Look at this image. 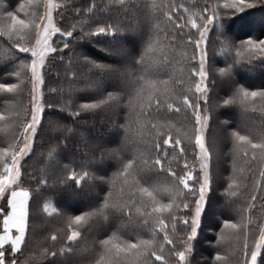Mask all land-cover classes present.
I'll return each mask as SVG.
<instances>
[{"label": "trees", "instance_id": "trees-1", "mask_svg": "<svg viewBox=\"0 0 264 264\" xmlns=\"http://www.w3.org/2000/svg\"><path fill=\"white\" fill-rule=\"evenodd\" d=\"M246 2L252 6L234 11L223 8L224 0H124L123 4L115 0H53V5L58 6L53 9L58 28L72 34L66 40L60 33L53 36L57 51L50 54L42 70L45 105L53 106L45 108L32 149L20 161L21 176L16 187L29 192V216L21 249L13 256L11 246H4L9 262L144 264L143 257L135 256L109 260L101 241L111 240L112 244L124 246L128 242L153 241L154 232L159 254L164 234L158 229L156 217L147 214L151 207H146V202L150 201L141 197L138 189H155L160 203H168L177 191V182L170 173L184 176L188 171L193 174L190 187L199 189L202 173L195 147V118L192 109L183 104L185 96L191 103L197 99L195 87L199 78L193 72L199 70V52L194 43L199 33L186 21L191 17L200 24L201 15L214 12L218 17L209 26L203 43L207 105L203 97L199 101L201 114L209 117L203 136L210 153L211 180L185 264H243L245 231L250 260L264 222V189H255L264 160L254 161L250 145L233 134L259 142L264 135V100L249 97L241 103L234 97L239 89L264 91V58L249 59L241 48V42L249 38L264 39V0ZM0 3L6 4L5 13H17L23 3L25 9L18 17L25 20L41 17L44 10L41 0L30 8L28 0ZM181 24L183 28L179 27ZM105 26L112 33L85 35ZM33 37L34 31L30 40L16 44L18 38L10 40L0 32V83L20 85V92L14 97L0 91V114L5 117L0 120V149L8 148L9 152L18 143L29 100L31 56L20 53L18 47L31 46ZM149 39L154 44L149 57L151 71L138 72L142 78L133 86V71L139 67L136 60ZM86 61L107 67L90 72ZM221 68L227 70L224 75L220 74ZM69 84L75 86L67 91ZM109 94L111 100L107 99ZM101 100L105 102L99 103ZM225 100L233 102L224 104ZM85 103L97 107L80 110L79 106ZM168 104H172V109ZM49 120H55L58 127L50 126ZM165 139L169 140L168 145L164 144ZM156 159L161 160L163 170L161 165L153 167ZM129 160L134 168L125 184L117 173ZM5 162L10 164V156L0 160V171ZM72 173L78 179L83 177L79 185L68 179ZM254 192L259 198L249 212L248 202ZM106 197H110L107 206ZM186 202L191 211L184 210L178 199L175 203L180 210L173 215L181 220L187 218L190 224L195 210L192 193H188ZM116 204L132 205L131 216L115 210ZM77 215L89 219L77 225ZM162 218L171 235V219L167 213ZM226 222L247 228L234 235ZM72 231L80 234L68 240ZM189 231L178 224L176 236L184 237ZM171 247L165 245V260L177 264L175 256L169 257ZM180 250L183 249L178 246L177 251ZM154 260L148 257V264ZM258 264H264V248Z\"/></svg>", "mask_w": 264, "mask_h": 264}, {"label": "snow or ice", "instance_id": "snow-or-ice-1", "mask_svg": "<svg viewBox=\"0 0 264 264\" xmlns=\"http://www.w3.org/2000/svg\"><path fill=\"white\" fill-rule=\"evenodd\" d=\"M117 4H123L124 0H115ZM223 8L234 10V11H242L246 7L252 6L246 2V0H224ZM47 12L44 16L41 17H33L30 20L20 19L18 17V13L22 12L25 9V5L22 3L19 5L17 9V13L7 12L6 16L10 18L11 24L6 25L4 28L0 29V32H3L10 40L13 37H18V40L14 41V43L18 44L19 41H27L31 39L33 31L35 32V44L32 46H19L18 51L20 53H30L31 62L28 65V70L31 73V101H30V119L27 118L28 109L25 108V120L21 122V135L17 137L18 143L13 145V150L9 152L8 148L0 149V160L4 159L6 156H10L11 163L5 162L3 164V170L0 171V196L6 195L10 192V195H7V204L10 208V211L7 212V215L4 216L3 219V234H0V264H17L15 259L10 262L7 260L6 253L4 251V246L7 244L11 245V253L13 256L21 249L22 243L25 241V234L27 230V221L29 216V192L24 190H13L17 186V181L20 179V161L21 159L28 154V152L32 149L34 138L37 132L38 127L41 124V120L44 116V111L46 107H52L53 105L48 104L45 105V101L43 98V94L41 92V87L44 84V77L42 74V69L45 65V59L49 56V54L57 51L56 48L53 47L52 37L56 33H60L61 36L65 37V40L71 36L72 31L61 32V29L56 27L53 23L52 12L54 7H58L57 5H53L51 0H48L46 5ZM220 5H217L219 8ZM187 11V9H185ZM218 13L214 12L212 15H201L200 16V24H197L196 20L193 18H189L186 23H190L191 28L195 29L199 33V38L195 40V48L199 52V70L194 71L193 75L198 76L199 82L195 87V94L197 96L196 102L191 103L189 98L185 96L183 100V104L187 108L192 109V114L195 118V147L198 149V159L200 160V172L202 176L199 180V189L197 191L196 188L190 187V183L193 182V174L192 171H188L184 176H177L175 172H171L170 175L174 177L177 182V191L175 192V196L168 203H160L157 199L158 191L153 189L149 190L148 188H139L138 192L141 197L146 196L150 204L146 202V207H151V212L147 213L148 215L156 217V223L158 224V229L160 232H163V243L159 244V254H157L156 245L154 243L155 240V232L153 241H144L141 240L138 243L128 242L121 246L120 244H112L111 240L101 241V245L105 248V255L109 260H119L122 256H135V257H143L144 264H148V257H154L155 262H160V264H170V260H165L164 250L165 245H171L172 247L168 249L169 257L175 256L177 259V264H185L186 256L191 251L192 241L196 237L198 228L200 225V218L203 213V209L206 203V193L209 191L210 180L211 177L208 172L209 168V158L210 153L209 149L206 147L205 139L203 136V131L208 127L209 117L207 115L201 114L200 109V97H203L205 100V104L207 105V84L206 81L208 79V73L206 71V52L201 45L205 43L208 35V28L213 22L217 19ZM37 19L41 20L42 23H37ZM171 22V17H168ZM183 28L184 25L181 24L179 26ZM102 33H112L108 26L100 27L95 32H90L85 35H98ZM191 43V41H189ZM64 47H67V44L64 43ZM241 48L244 49L245 53L248 55L249 59L253 58H264V39L253 40L249 38L246 41L241 42ZM154 52V44L149 39L146 44L144 51H142L141 55L137 58L136 63L139 66L136 70L133 71L132 83L133 86L139 84L140 79L142 77H138L137 73H144L151 71V65L149 62V57ZM241 52L237 51V56H240ZM195 59V57L193 58ZM90 66L89 71L92 69H99L103 71L107 66L100 65L95 62L86 61ZM220 74L224 75L226 73V69L221 68ZM75 85H68L67 91H69ZM20 85L12 84V83H0V91L12 93L16 91ZM55 91V89H53ZM140 92L143 89H139ZM249 97L253 98V100L257 97L264 100V91H247L245 89H239L234 97V99H240L241 103H244L249 100ZM113 97L111 94L107 97L108 100H111ZM142 99V97H139ZM105 101L101 100L99 103L103 104ZM233 100H225L224 104H230ZM160 101H157V106H159ZM97 104H89L85 103L80 105V110L83 109H95ZM168 108L172 109V104H168ZM180 109H176L179 111ZM207 111V107L205 108ZM76 114V113H74ZM5 117L3 114H0V120H4ZM49 125L56 128L58 124L55 120H49ZM237 137V139L241 142H244L247 145H250L251 150L253 152L252 159L255 161L257 159L264 160V135L261 136L259 142H253L249 136L239 135L237 133L233 134ZM22 142V146L20 144ZM177 144L180 143L179 140L176 141ZM164 144L168 145L169 140L165 139ZM18 149V150H17ZM258 153V155H257ZM247 150H245L244 155L247 156ZM156 165H161V170H163V166L160 159H156L153 162V167ZM187 167V165H185ZM134 165L131 160L128 163L122 165V170L117 173V175L122 176L124 178V183L127 184V177L132 174V170ZM6 173V175H5ZM85 176H88L85 173ZM261 180L256 182L255 189L257 191L264 189V168L260 170ZM68 179L75 180L76 184L79 185L83 179L77 178L76 173H72ZM182 185V188L179 186ZM231 187V186H230ZM188 193L193 194V198L195 200V210L191 216V221L187 218L180 219L178 215H173L174 212H178L180 210V205L175 203L176 200H180L183 203V209L191 211L190 203L186 202ZM111 195V194H110ZM135 195V193H133ZM235 195V193H233ZM110 197H106V206L107 201ZM259 197L256 193L251 194V201L248 202L247 211H251L255 207V202ZM132 205L128 204H116L113 205L115 210L120 211L122 214H126L131 216L132 214ZM241 211H244L243 209ZM167 213L168 218L171 219L172 229L171 235L169 234V229L167 224L165 223V219L162 218L164 214ZM89 219L88 216H80L77 215L75 217V222L77 225H80L83 222H86ZM147 223V221H145ZM248 223H251L249 219ZM182 224L185 229L190 228V231L184 237L176 236L177 225ZM225 226L234 230L233 234L235 235L236 231L244 230L247 228V225H238L236 223H225ZM15 230V235H11V230ZM79 232L72 231L68 236V240H74L79 236ZM245 243H244V261L243 264H258V258L261 256V249L264 248V227L260 229V238L255 241V245L251 250V258L248 259V251L249 245L247 243V231L244 232ZM52 239H56V237H52ZM182 248L183 250L177 251V247ZM55 255V253H53ZM219 260L220 257H217Z\"/></svg>", "mask_w": 264, "mask_h": 264}, {"label": "rangeland", "instance_id": "rangeland-1", "mask_svg": "<svg viewBox=\"0 0 264 264\" xmlns=\"http://www.w3.org/2000/svg\"><path fill=\"white\" fill-rule=\"evenodd\" d=\"M41 2L43 3L44 2V10H43V13H42V16H44L47 12V3H48V0H41ZM33 3H38V0H28V3H27V8H30V5L33 4ZM51 3L53 4V0H51ZM1 5V3H0ZM8 10L6 4H3L0 6V29L4 28L6 25H10L11 24V20L10 18L6 19V13L4 11ZM32 12V11H30ZM52 16H53V23L57 26V21H56V18L54 17V14L52 12ZM39 23H42V21L40 20ZM14 38H18V37H14ZM34 41H32L30 44L31 46L35 44V32H34V37H33ZM53 39V37H52ZM30 47V46H29ZM201 48H203V44L201 45ZM50 56V54H49ZM48 56V57H49ZM48 57H46L45 59V64L47 65L48 63ZM32 59V58H31ZM31 62V60H30ZM45 66V65H44ZM43 70V69H42ZM31 77V73L29 71V78ZM29 100H28V119H30V101H31V79H29ZM43 86V85H42ZM20 90H16L14 92H12V97H14V95L16 93H19ZM41 92H42V87H41ZM43 94V93H42ZM204 133V131H203ZM21 146H22V142L20 143ZM29 153V152H28ZM199 162V161H198ZM11 163V162H10ZM13 190H24L23 188L21 187H15ZM7 195H10V192H8L6 195L4 196H0V210L2 211V213L0 214V233L3 232V219H4V216L7 215V212L10 211V208L8 207V204H7ZM264 227V222L262 223V226L261 228ZM15 232V231H14ZM259 238H260V235H259ZM258 238V239H259ZM11 246V245H10Z\"/></svg>", "mask_w": 264, "mask_h": 264}, {"label": "crops", "instance_id": "crops-1", "mask_svg": "<svg viewBox=\"0 0 264 264\" xmlns=\"http://www.w3.org/2000/svg\"><path fill=\"white\" fill-rule=\"evenodd\" d=\"M15 230L13 229V230H11V235H15L16 233L14 232ZM0 234H3V232L2 233H0ZM10 245V244H9Z\"/></svg>", "mask_w": 264, "mask_h": 264}]
</instances>
